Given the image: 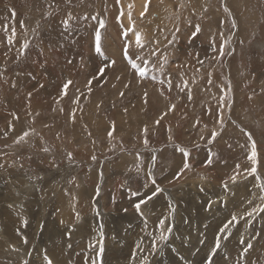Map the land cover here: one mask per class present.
I'll use <instances>...</instances> for the list:
<instances>
[{"label": "rangeland", "instance_id": "rangeland-1", "mask_svg": "<svg viewBox=\"0 0 264 264\" xmlns=\"http://www.w3.org/2000/svg\"><path fill=\"white\" fill-rule=\"evenodd\" d=\"M146 2L0 0V264H264V0Z\"/></svg>", "mask_w": 264, "mask_h": 264}, {"label": "snow or ice", "instance_id": "snow-or-ice-1", "mask_svg": "<svg viewBox=\"0 0 264 264\" xmlns=\"http://www.w3.org/2000/svg\"><path fill=\"white\" fill-rule=\"evenodd\" d=\"M130 7H131V6H130ZM225 10L227 11V9H225ZM141 15H143V13H142ZM101 27H103V25H101ZM177 31H178V29H177ZM198 32H199V28L197 27V28H196V32L193 33V35H195V34L198 33ZM125 35H127V33H125ZM135 36H136V39H135V45H136V47H137V48H140V49H143V48L145 47V44H144V42H143V39H142L141 35H140V34H135ZM14 37H15V31L13 30V32H12V36L9 37V40H8V43H9V44H11V43L13 42V38H14ZM173 39H175V37H174ZM24 47H25V48L28 47L27 43H25ZM128 47H129V46H126V47L124 48V50H123V55H124L125 57H129ZM95 51H96L97 53L103 55V52H102V50H101V46H100V33H99V32L96 33ZM155 54H156L155 51L149 53V55H155ZM137 55H139V54H137ZM163 63H165V64L167 63V56H166V55L163 57ZM201 63H202V62H201ZM112 64L114 65V64H115V61H112ZM132 67H134V68H138V65L133 64ZM104 70H105L104 68H101V69H100V73H103ZM139 74H140L141 77H143V76L145 75V72H144L143 70H140V73H139ZM70 84H71V81H68V82L64 85L65 94H66V90H67V88L69 87ZM170 88H171V81H169V89H170ZM161 94H163V93H161ZM144 95H145V97H147V92H145ZM121 96H123V93H121ZM188 98L191 99V94H190V93L188 94ZM146 102H147V100L145 99V103H146ZM174 109H175V105H171L170 108H169L170 111H171V110H174ZM164 115H167V113H164ZM161 118H162V117H161ZM159 122H160L159 120L156 121L157 124H159ZM221 123H222V120H221ZM146 132H147V129H145V133H146ZM28 135H29L28 132L23 133V135L20 137V140H23V139H24L25 137H27ZM108 135L111 136V135H112V132L110 131V132L108 133ZM216 135H217V133L213 132V133H212V139H215V136H216ZM249 139H251V136H249ZM17 143H19V140L17 141ZM145 143H147V140H145ZM43 151L47 152V151H49V149H48V148H44ZM179 151H181L182 153H184L185 156L188 155L187 151H186L185 149H183V148H180ZM69 155H70V154H69ZM152 159H153V162H154V161H155V157H153ZM249 159L252 161L253 165H255V164L257 163V152H256L255 141L252 142V154H251V156L249 157ZM211 162H212L211 159H209V160H208V163L210 164ZM0 167H3V165H0ZM184 168H185V169L189 168V165H188L187 163H185V164H184ZM137 170L139 171V169H137ZM256 171H257L256 167H252V168L250 169V174H254V173H256ZM230 179H231L233 182H235L236 177H235V176H232V177H230ZM152 183L155 184V180H153ZM224 187H225L226 189H227V187H228V185H227L226 182H225V184H224ZM261 188L264 189V185H261ZM160 191H162V189H160L159 187H157V188L155 189V192L153 193V195H156V194L159 193ZM132 195L135 196V195H138V193L133 192ZM151 198H152V197L149 196L147 199H151ZM261 199L264 200V196H262ZM146 202H147L146 200H143V199H142L139 203L135 204V208L137 209V211L140 210V208H141V204L146 203ZM249 203H251V201H249ZM253 211H255V210H253ZM259 211L264 212V207L260 208ZM252 214H253V212H248V213H247L248 216H251ZM233 222L239 223V220L237 219V217H236L235 215H233V216L231 217V219H229L228 221H226L225 224H224V225L222 226V228L220 229V235L217 236L216 241H215L214 250H213V253H212L213 255L215 254V250H216V249H219L220 246H221V245H220V238H221V235H223V238H224V239H227V238H228V235H230V232H228L227 230H228L229 226L233 224ZM24 223H25V225H26V224H27V221H25ZM160 228H161V229H164V221H161V222H160ZM166 231H167V233L170 234L171 231H172V229L169 227V228L166 229ZM167 239H168V236L165 235L164 232L162 231L159 237L154 238V239L152 240V242H151V243H152V251L155 250L156 240H159V241H166ZM25 242H27V241L25 240ZM241 242H243V241H241ZM137 247H140V245H138ZM251 247H252L251 244H248V245H247V249H250ZM100 252H101V253L103 252V248H102V247L100 248ZM25 264H27V262H25ZM48 264H52V261H51L50 259L48 260ZM93 264H97V262H96V261H93ZM142 264H148V259H147V257H143V258H142Z\"/></svg>", "mask_w": 264, "mask_h": 264}, {"label": "bare ground", "instance_id": "bare-ground-1", "mask_svg": "<svg viewBox=\"0 0 264 264\" xmlns=\"http://www.w3.org/2000/svg\"><path fill=\"white\" fill-rule=\"evenodd\" d=\"M147 0H134V4L137 6V7H139V8H146V4H147V2H146ZM135 39H136V36L135 35H132V38H131V40H133V41H135ZM106 63V62H105ZM126 64V63H125ZM106 66H108V64H106ZM126 67L127 68H129V66H127L126 65ZM106 69V68H105ZM92 73V72H91ZM10 228H11V226H10ZM4 230V229H3ZM12 231V230H11ZM1 232V231H0ZM13 232V231H12ZM15 232H13V234H14ZM6 234H4V236H5ZM7 236V235H6ZM12 236V235H11ZM14 236V235H13ZM11 238V237H10ZM5 239H6V241H8L7 240V238L5 237ZM1 241V240H0ZM5 241V240H4ZM56 242V241H55ZM4 243V242H3ZM6 243V242H5ZM8 243H9V241H8ZM54 243V242H53ZM46 244V243H45ZM60 244V243H59ZM56 245V244H55ZM6 246H7V243H6ZM123 246V245H122ZM3 247V246H2ZM47 247V246H46ZM120 249H122V248H120ZM135 250V249H134ZM62 251V250H61ZM59 252H60V250H59ZM54 255H56L57 253L56 252H52ZM199 252H197V254L195 255V256H199ZM46 258V257H45ZM60 258H61V261H62V256H60ZM64 259H65V256L63 257ZM118 258V257H117ZM43 259V258H42ZM64 261H66V260H64ZM61 263V262H60ZM37 264V263H36ZM40 264V263H39ZM174 264H176V263H174Z\"/></svg>", "mask_w": 264, "mask_h": 264}]
</instances>
